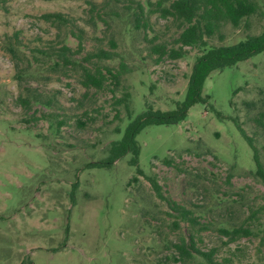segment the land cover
I'll return each instance as SVG.
<instances>
[{
    "label": "rangeland",
    "instance_id": "obj_1",
    "mask_svg": "<svg viewBox=\"0 0 264 264\" xmlns=\"http://www.w3.org/2000/svg\"><path fill=\"white\" fill-rule=\"evenodd\" d=\"M255 1L264 10V0ZM138 4L146 29L134 26ZM150 9L146 0H0V264H186L173 244L190 235L201 251L216 249L219 263L264 264V185L236 127L253 138L264 164V52L211 72L201 92L206 103L192 106L184 121L143 129L137 166L127 154L111 168L86 167L106 156L129 122L116 104L122 93L130 94L131 119L145 102L165 111L184 98L201 51L156 63L144 37L171 42L178 31ZM53 12L85 32L83 51L72 56L77 64L88 65L82 57L115 43V58L92 63L129 69L114 95L110 84L83 88L79 67L55 65L53 50L75 51L77 40L70 28L38 18ZM248 22L247 31L226 25L223 40L215 36L209 45L235 44L264 26L260 16ZM150 179L198 226L180 220ZM238 226L255 236L227 244L220 229Z\"/></svg>",
    "mask_w": 264,
    "mask_h": 264
},
{
    "label": "trees",
    "instance_id": "obj_2",
    "mask_svg": "<svg viewBox=\"0 0 264 264\" xmlns=\"http://www.w3.org/2000/svg\"><path fill=\"white\" fill-rule=\"evenodd\" d=\"M165 2H169V5L165 6ZM90 4L91 11H96V6L92 3ZM146 4L154 6V9H150L148 14L157 13L161 19L170 18L178 31L177 36L171 42H157V36L150 39L144 37L150 46L151 53L156 55V63L165 59H182L188 54L189 49H197L201 51V54L195 58L191 67L184 98L182 101L175 103L174 109L165 111L154 109L150 104L145 102V110L131 119L129 92L126 91L122 93L121 97L116 98V104L124 107L129 122L123 132L116 129L117 134L122 132L121 138L108 144L106 156L101 160L88 163L86 167L111 168L117 160L125 157L127 154L130 155L129 164L137 166L139 145L136 137L143 129L151 125H172L184 121L192 106L198 103H206L208 97H203L201 92L203 84L211 72L235 66L241 61L264 52V26L258 34L246 35L243 40L235 44L210 46L208 43V40L215 36H218L220 41H222L223 36L221 31L226 25H230L233 28L243 26L247 31L250 27L248 21L251 17L260 16L264 20V10H262L255 0H158L155 4L146 0ZM145 16L143 7L138 4V12L134 13V26L136 29L147 28ZM96 17L103 21L98 11ZM38 18L46 23L56 25L58 28L61 26L70 28L69 34L77 40V49L75 51H72L67 45H62L58 49H55V51L53 50L56 57L55 65L60 62L64 68L79 67V82L83 88L86 90L93 88L99 91L105 89L107 84H110L113 87L110 89V92L114 95L115 89L118 88L122 77L129 72V69L124 63H120L118 69L110 67L99 68L95 65L96 63H92L115 58L117 56L115 51H113L116 47L115 43L109 40L111 50L99 49L82 57V62L88 65L77 64L78 62L75 59L73 60L72 56L80 54L83 51L85 32L59 12L44 13ZM73 28L76 30H73ZM8 51L13 53V49L11 48ZM19 100L24 107L29 108L30 103L28 99ZM46 103L43 104L49 105L48 102ZM216 115L219 119L222 118L220 113H216ZM262 126L264 127V124ZM236 127L251 150L255 168L253 176L264 185V164L258 156L254 140L237 122ZM136 173L142 174L139 168H136ZM150 184L155 194L168 204L172 212L176 213L180 220L188 222L191 227L198 226L196 218L193 217V214L189 210L162 195L161 187L156 180L150 179ZM175 225L177 224L175 223ZM201 228L203 227L201 226L199 230ZM220 232L227 238V244L234 243L241 238L255 236L254 231L248 226L233 227L229 230L220 229ZM173 247L176 249L180 261L186 264H192L195 257L201 259L200 262L195 264L229 263V260H225L224 263L217 262L215 260L217 251L214 248L208 251L198 249L195 246L192 235L189 236L188 240L181 238L180 243L173 244Z\"/></svg>",
    "mask_w": 264,
    "mask_h": 264
}]
</instances>
